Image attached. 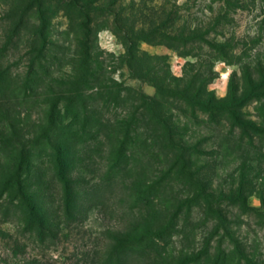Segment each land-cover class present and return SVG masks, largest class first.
<instances>
[{
  "label": "rangeland",
  "instance_id": "rangeland-1",
  "mask_svg": "<svg viewBox=\"0 0 264 264\" xmlns=\"http://www.w3.org/2000/svg\"><path fill=\"white\" fill-rule=\"evenodd\" d=\"M30 1L0 0V50L6 47V53L0 54V264H179L185 258L193 260L187 264H247L244 259L238 261L229 242L222 245L220 256L216 238L208 257L200 258L211 222L195 231L188 224L186 237L178 235L181 228L171 227L177 216L174 205L188 189L174 184L173 192L181 193L167 206L170 191L155 189L162 174L157 166L134 157L118 167L113 142L96 135L84 144L71 142L73 137L82 141L88 128L76 127L73 137L59 123L52 133L45 131L53 114V93L59 91L58 83L68 84L85 21L92 20L95 34L89 35V42L107 68L104 78L153 97L152 80L199 74L211 78L208 90L224 100L231 87H243L241 65L264 57V0H76L85 6L82 12L74 10L70 0H43L40 9L26 11ZM15 8L26 13L27 21L13 46L7 39ZM39 29L43 43L34 37ZM164 35L195 39L173 49L160 44ZM202 35L216 47H230L228 61H213L210 56L219 54L218 49L196 39ZM125 36L147 40L139 42V60L131 65L126 62L132 49L125 48ZM32 69L37 73L29 79ZM237 98L242 102L241 90ZM242 103L243 119L264 129V97ZM121 112V108L113 110L108 116ZM187 134L194 146L205 137L199 149L210 154L201 156L196 166L207 162L208 169L203 171L211 189L227 192L239 161L232 160V155L221 158L218 153L217 157V129L202 125L190 127ZM16 142L30 143L21 178L24 200L9 183L12 156L21 149ZM59 151L64 154L68 191L57 177L54 156ZM251 156L255 158L250 171L255 193L246 204L252 211L249 215L231 207L224 211L245 258L264 264V225L258 218L264 212V152ZM201 217L195 208L191 219ZM180 218L181 227L184 217ZM161 229L168 231L159 243L144 237Z\"/></svg>",
  "mask_w": 264,
  "mask_h": 264
},
{
  "label": "trees",
  "instance_id": "trees-1",
  "mask_svg": "<svg viewBox=\"0 0 264 264\" xmlns=\"http://www.w3.org/2000/svg\"><path fill=\"white\" fill-rule=\"evenodd\" d=\"M70 2H72L71 6L73 5L74 10L82 12L85 9V6L78 3L79 1L70 0ZM42 3L43 0H31L25 10L40 9ZM16 10L17 8L12 9L10 13V35L7 39L8 45L13 46H15L22 26L27 21L26 13L23 11L19 13ZM93 33L95 34L92 20L85 21L82 25L83 39L79 40L77 44L79 51L71 60L68 84L58 83L59 91L53 93L54 99L50 104L53 114L50 113L48 116L49 124L45 131L46 135L55 131L57 123L60 124L59 127L62 131L71 134L70 137L77 134L76 127L78 129L88 128L89 130L85 133V138L82 141L75 140L76 138L73 137L71 142L84 144L92 141L90 137L96 135L107 143L113 142L112 149L116 151L115 158L118 167L124 159H134V157L157 166L162 170V174L160 181L155 184V189L160 191L161 187L162 190L170 191L169 199L165 202L167 206L170 207V204H174V195L181 193V191L173 192L174 184H179L183 190L188 189L183 191L186 192V195L180 196L182 199L174 205L177 216L174 215L175 221L173 220L171 227L181 228L178 235H181V238L182 235L186 237L188 224V229L195 231L200 228L202 223L203 225L212 223V229L206 237L205 248L199 253L200 258L208 257L211 241L216 238L218 244L216 250L219 255L223 254L221 248L224 242H229L236 249L235 254L238 256V261L244 259L247 264H254L251 259L245 258L241 245H239V239L233 231L234 225L229 222L224 207L236 208L243 215H249L252 211L246 204L247 198L255 193L254 175L251 174L255 158L251 154L256 151L264 152V129L245 121L239 110L244 107L243 100L245 102L249 99L264 97V57L241 65L243 87L241 89L231 87L224 100H218L213 92L208 90L207 86L210 84L211 78H205L199 74L190 77L185 74L181 79L168 81H165V78L159 82L156 79L152 80L156 94L150 97L122 83L104 78L107 68L103 62L98 60L99 56L93 54L89 42V35H93ZM34 37L35 40L39 39L42 43L45 41L41 29L36 32ZM192 38L194 37L164 35L160 38V44L167 48L178 49L181 45L193 42L195 38ZM196 39L205 42L211 49H218L219 54L210 56L213 61L218 59L228 61L226 53L227 50H231L230 47H216L207 40L205 41L204 35L197 36ZM122 41L126 49H132V53L128 50L126 54V58H128L126 62L131 65L132 61L139 60V42L147 40L143 36H133L132 38L125 36ZM1 53L3 55L6 53L5 46L0 50ZM142 56L146 59L148 57L144 53ZM158 58L160 59V57H156V59ZM163 59L167 60L165 57ZM124 61L122 60V62ZM36 73V69H32L29 79L32 74ZM255 75L256 80L259 81L257 84V81H254ZM183 83L185 84L182 85ZM239 90L243 96L242 102L237 98ZM120 108L123 111L121 114L108 116L111 111H117ZM175 111L177 114L173 115L172 112ZM202 125H211L218 131L216 136L219 139L217 157L218 153H221V158L232 155V160L239 161L234 172V174L236 173L234 183L227 189V192L220 190L217 193L211 189L209 180L203 171L208 169L206 168L208 167L207 162L204 165L196 166L201 156L210 153L199 149L200 142L205 140V137L194 146L189 144L187 132H190V127L198 128ZM28 142L21 145L20 142H16L21 146V149L18 151V155L12 156V174L9 178L10 185L17 188L23 200L26 199V193L21 178L27 163L25 148L30 145ZM63 155L62 151H59L54 158L55 167L58 169L57 177L66 186L68 180L66 178L67 170L63 168L61 160ZM258 166L261 165L258 164ZM213 172L215 173V171ZM68 189L66 186L67 191ZM195 208L202 213V217L197 221L191 219ZM180 217H184V225L181 227L178 225ZM258 218L262 220L261 225H264V212L259 214ZM167 231V229H161L149 232L144 237L151 243H159ZM191 234L193 233L191 232ZM190 261L193 260L185 258L179 264H187Z\"/></svg>",
  "mask_w": 264,
  "mask_h": 264
}]
</instances>
